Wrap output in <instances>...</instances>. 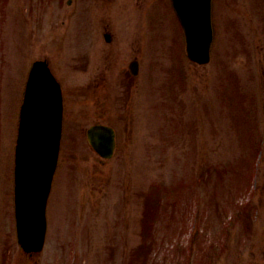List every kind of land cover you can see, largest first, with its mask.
Masks as SVG:
<instances>
[{"label": "rangeland", "instance_id": "rangeland-1", "mask_svg": "<svg viewBox=\"0 0 264 264\" xmlns=\"http://www.w3.org/2000/svg\"><path fill=\"white\" fill-rule=\"evenodd\" d=\"M214 10L198 64L170 0H0V264H264V0ZM38 58L63 82L64 135L30 256L14 169ZM96 122L117 131L111 158L88 140Z\"/></svg>", "mask_w": 264, "mask_h": 264}, {"label": "water", "instance_id": "water-1", "mask_svg": "<svg viewBox=\"0 0 264 264\" xmlns=\"http://www.w3.org/2000/svg\"><path fill=\"white\" fill-rule=\"evenodd\" d=\"M212 1L173 0L185 31L188 54L199 62L210 58ZM62 117L60 86L47 61H36L22 108L16 169L18 237L28 252L41 251L45 244L47 199L59 156ZM88 137L103 156L113 155L115 132L111 127L94 125Z\"/></svg>", "mask_w": 264, "mask_h": 264}, {"label": "bare ground", "instance_id": "bare-ground-1", "mask_svg": "<svg viewBox=\"0 0 264 264\" xmlns=\"http://www.w3.org/2000/svg\"><path fill=\"white\" fill-rule=\"evenodd\" d=\"M111 40H112L111 38L107 39V41H111Z\"/></svg>", "mask_w": 264, "mask_h": 264}]
</instances>
